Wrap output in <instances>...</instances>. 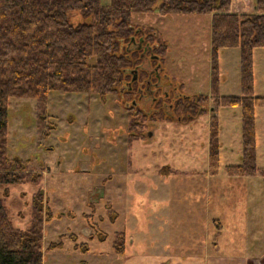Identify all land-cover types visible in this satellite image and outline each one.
<instances>
[{
	"label": "rangeland",
	"instance_id": "rangeland-1",
	"mask_svg": "<svg viewBox=\"0 0 264 264\" xmlns=\"http://www.w3.org/2000/svg\"><path fill=\"white\" fill-rule=\"evenodd\" d=\"M230 11L255 12V0H231ZM75 13L69 15L73 22L87 20ZM131 19L134 25L157 30L166 45L167 72L186 93L211 94L210 14L163 15L153 10L134 12ZM239 61V47L219 50L216 94H240ZM252 70V94L264 96V47L253 49ZM118 95L99 99L85 92L52 91L44 108L57 128L48 137L42 135L38 100L10 99L6 155L28 160L25 170L42 174L35 181L9 184L3 202L13 225L26 228L35 212L33 196L43 195L42 217L46 207L52 212L43 220L42 264H122L123 258L154 248L184 251L181 244L190 245L193 237L202 240L212 232L211 223H194L187 220L188 214L190 219L201 212L219 217L223 222L219 228L226 232L227 204L215 201V193L209 192V198L205 187L217 186L229 196L233 193L223 189H237L233 184L243 183L247 186L234 193L239 204L254 197L264 208L262 172L235 176L225 168L240 163L239 107H218L219 154L211 164L209 114L184 120L183 111L179 120L159 117L162 122L153 126L149 118L138 115L134 129H142L144 136L130 137L132 116ZM254 121L256 163L263 167L264 105L256 107ZM2 188L0 184V192ZM206 200L212 203L203 209ZM88 222L106 234L100 235L104 239ZM116 241L123 253L116 251Z\"/></svg>",
	"mask_w": 264,
	"mask_h": 264
},
{
	"label": "trees",
	"instance_id": "trees-1",
	"mask_svg": "<svg viewBox=\"0 0 264 264\" xmlns=\"http://www.w3.org/2000/svg\"><path fill=\"white\" fill-rule=\"evenodd\" d=\"M231 0H0V264H42L43 220L51 216L46 207L42 213L43 195L36 193L32 205L34 214L26 228L13 225L3 198L8 197V185L35 181L42 174L26 171L28 160L6 155L9 103L12 97L38 100L43 123L42 135L57 128L54 117L45 111V102L52 91L85 92L103 99L120 94L128 78L127 68L134 65L135 52L129 51V40L135 25L132 13L151 12L211 15L210 61L211 94L196 93L184 101L183 119L209 114L210 163L217 162L219 106L241 110V153L239 164L226 165L235 176L264 175L255 156V109L264 105V96L252 94L254 73L253 49L264 47V0H255V12L230 11ZM76 12L87 20L73 22ZM158 50L165 52V42L159 40ZM239 47V95H218V56L221 48ZM210 101V103H209ZM211 104V105H210ZM125 109L127 108L124 105ZM128 109V108H127ZM139 113V111L137 112ZM136 113V114H137ZM130 137H143L135 130L137 117L131 112ZM168 118L167 116H160ZM134 124V127L132 126ZM98 235L106 234L88 222ZM101 239H104L100 237ZM120 238V237H119ZM121 239V238H120ZM118 241L114 247L122 252ZM50 246H57L56 244ZM85 249H87L85 247Z\"/></svg>",
	"mask_w": 264,
	"mask_h": 264
},
{
	"label": "crops",
	"instance_id": "crops-1",
	"mask_svg": "<svg viewBox=\"0 0 264 264\" xmlns=\"http://www.w3.org/2000/svg\"><path fill=\"white\" fill-rule=\"evenodd\" d=\"M235 185L238 188L247 186L241 183L233 184V187ZM237 189H223L226 193H233L229 196L223 195L217 186L203 189L204 192H208V196L215 193L214 200L220 205L227 204L225 222L229 227L226 232L219 228L223 225L219 217H207L206 212L204 214L201 212L199 218L190 219L188 214L187 220L194 223H211V234L205 233L202 240L193 237L190 245L181 244L182 248L186 249L184 251L178 249L179 251L170 252L166 246L165 249L158 248L159 251L155 252L156 248H152L151 252L123 258L122 264H264V208L259 206V199L254 201V197L246 200L244 206L239 204L234 194L238 192ZM210 203H212L210 200H206V204L203 202V209L209 207Z\"/></svg>",
	"mask_w": 264,
	"mask_h": 264
},
{
	"label": "flooded vegetation",
	"instance_id": "flooded-vegetation-1",
	"mask_svg": "<svg viewBox=\"0 0 264 264\" xmlns=\"http://www.w3.org/2000/svg\"><path fill=\"white\" fill-rule=\"evenodd\" d=\"M126 44L129 51L135 52V62L127 68L128 78L119 90L118 99L128 108L125 110L149 118L152 126L162 122L160 116L179 120L184 101L192 94L167 72L164 53L157 49V30L151 25H135Z\"/></svg>",
	"mask_w": 264,
	"mask_h": 264
},
{
	"label": "water",
	"instance_id": "water-1",
	"mask_svg": "<svg viewBox=\"0 0 264 264\" xmlns=\"http://www.w3.org/2000/svg\"><path fill=\"white\" fill-rule=\"evenodd\" d=\"M133 70H135V71H136V68H134Z\"/></svg>",
	"mask_w": 264,
	"mask_h": 264
}]
</instances>
